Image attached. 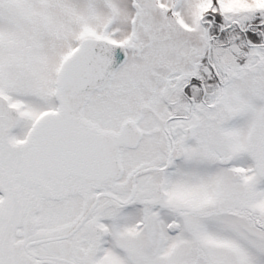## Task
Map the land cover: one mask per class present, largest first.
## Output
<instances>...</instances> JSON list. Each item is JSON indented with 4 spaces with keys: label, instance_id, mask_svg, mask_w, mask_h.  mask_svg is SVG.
<instances>
[{
    "label": "snow or ice",
    "instance_id": "snow-or-ice-1",
    "mask_svg": "<svg viewBox=\"0 0 264 264\" xmlns=\"http://www.w3.org/2000/svg\"><path fill=\"white\" fill-rule=\"evenodd\" d=\"M0 264H264V0H0Z\"/></svg>",
    "mask_w": 264,
    "mask_h": 264
}]
</instances>
